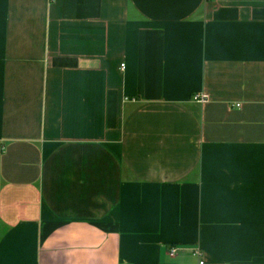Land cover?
<instances>
[{
    "label": "crops",
    "instance_id": "obj_1",
    "mask_svg": "<svg viewBox=\"0 0 264 264\" xmlns=\"http://www.w3.org/2000/svg\"><path fill=\"white\" fill-rule=\"evenodd\" d=\"M201 261L264 264V0H0V264Z\"/></svg>",
    "mask_w": 264,
    "mask_h": 264
},
{
    "label": "built area",
    "instance_id": "obj_2",
    "mask_svg": "<svg viewBox=\"0 0 264 264\" xmlns=\"http://www.w3.org/2000/svg\"><path fill=\"white\" fill-rule=\"evenodd\" d=\"M195 99L198 100V101H202V102H203V101L206 100V96H205V95H196V96H195ZM177 249H178V247H175V246L170 247V249H169V254H170V255H175V253L177 252ZM193 253H194L195 255H200V254H201L199 248H195V249L193 250ZM202 263H203V261L200 262V264H202Z\"/></svg>",
    "mask_w": 264,
    "mask_h": 264
}]
</instances>
